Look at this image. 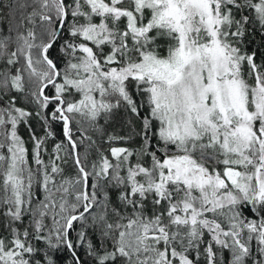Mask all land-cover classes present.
Segmentation results:
<instances>
[{"label":"snow or ice","instance_id":"snow-or-ice-1","mask_svg":"<svg viewBox=\"0 0 264 264\" xmlns=\"http://www.w3.org/2000/svg\"><path fill=\"white\" fill-rule=\"evenodd\" d=\"M5 8L0 264H264V0Z\"/></svg>","mask_w":264,"mask_h":264},{"label":"trees","instance_id":"trees-1","mask_svg":"<svg viewBox=\"0 0 264 264\" xmlns=\"http://www.w3.org/2000/svg\"><path fill=\"white\" fill-rule=\"evenodd\" d=\"M3 2L7 4L8 0H3ZM7 12L8 10L5 8L4 10H2V14H0V30H6L8 27L9 21L4 19V14H7ZM250 40L254 41L253 43L249 44L250 49L256 50L258 48H261L262 36L260 33H253L250 37ZM78 251L84 260L88 259V257L84 254L83 249H78ZM57 256V264H70V257L67 252L57 253Z\"/></svg>","mask_w":264,"mask_h":264}]
</instances>
